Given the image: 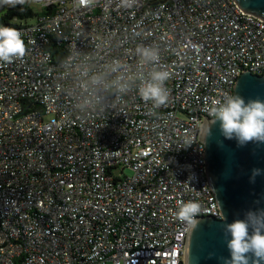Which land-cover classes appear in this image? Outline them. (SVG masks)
<instances>
[{
  "label": "built area",
  "instance_id": "built-area-1",
  "mask_svg": "<svg viewBox=\"0 0 264 264\" xmlns=\"http://www.w3.org/2000/svg\"><path fill=\"white\" fill-rule=\"evenodd\" d=\"M33 1L24 57L0 62V264H185L180 203L221 217L204 121L264 73V19L235 0ZM153 70L171 73L159 108L140 95Z\"/></svg>",
  "mask_w": 264,
  "mask_h": 264
},
{
  "label": "water",
  "instance_id": "water-1",
  "mask_svg": "<svg viewBox=\"0 0 264 264\" xmlns=\"http://www.w3.org/2000/svg\"><path fill=\"white\" fill-rule=\"evenodd\" d=\"M244 10L264 19V0H235ZM241 96L247 103L259 99L264 102V73L244 70L237 78L233 96ZM205 118L202 141L205 144L207 177L216 196L221 217L199 215V224L190 228L185 264H223L230 258L224 225L244 220L248 212L264 211V142L251 141L243 145L227 139L220 121ZM254 170H259L256 174ZM249 228V233L252 232ZM264 232V230H262ZM249 264L255 257L250 252ZM264 264V261H260Z\"/></svg>",
  "mask_w": 264,
  "mask_h": 264
},
{
  "label": "clouds",
  "instance_id": "clouds-1",
  "mask_svg": "<svg viewBox=\"0 0 264 264\" xmlns=\"http://www.w3.org/2000/svg\"><path fill=\"white\" fill-rule=\"evenodd\" d=\"M28 0H0V7L23 6ZM81 6H90L93 0H78ZM136 0H119L118 8L131 9ZM25 44L21 39V32L13 27L0 25V62L11 63L25 55ZM139 63H156L160 56L157 49L152 47L137 48ZM116 69L114 68L113 71ZM171 78L168 70H153L150 80L140 88V95L144 101L151 100L156 108L165 106L170 97V90L165 86ZM123 89V86L121 87ZM209 109L211 115L220 121L222 134L227 139L235 138L239 144L258 141L264 142V102L259 99L249 100L247 103L239 96L228 95L223 102L213 101ZM256 174L259 170H254ZM201 206L198 203H180L176 218L195 228L199 221L195 217ZM252 227L251 234L249 228ZM264 211L248 212L244 220H235L224 225V232L231 238L227 240L230 258H221L223 264H249L248 253L255 257L254 264L264 261Z\"/></svg>",
  "mask_w": 264,
  "mask_h": 264
},
{
  "label": "trees",
  "instance_id": "trees-1",
  "mask_svg": "<svg viewBox=\"0 0 264 264\" xmlns=\"http://www.w3.org/2000/svg\"><path fill=\"white\" fill-rule=\"evenodd\" d=\"M36 11L31 7L29 0L23 6L16 7L7 6L5 10L0 13V24L8 27H18L22 21H26L36 15ZM52 49V48H51ZM55 49H53L54 52Z\"/></svg>",
  "mask_w": 264,
  "mask_h": 264
},
{
  "label": "rangeland",
  "instance_id": "rangeland-1",
  "mask_svg": "<svg viewBox=\"0 0 264 264\" xmlns=\"http://www.w3.org/2000/svg\"><path fill=\"white\" fill-rule=\"evenodd\" d=\"M29 3H30V5H31V7L36 11V12H40L42 9H41V6L39 5V4H37L35 1H33V0H29ZM7 6H4V7H2L1 8V10H0V13H2L4 10H5V8H6ZM35 21V18L33 17V18H30V20H29V22H34ZM125 171V175H130L132 172H131V170H129V169H125L124 170ZM118 175H121V173L119 172V170H118ZM102 264H112V262L111 261H107V262H104V263H102Z\"/></svg>",
  "mask_w": 264,
  "mask_h": 264
}]
</instances>
